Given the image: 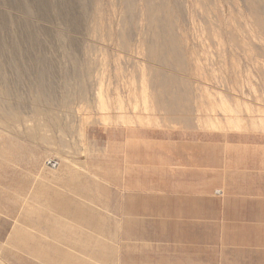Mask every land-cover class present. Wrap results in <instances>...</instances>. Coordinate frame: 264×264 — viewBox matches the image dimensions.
Returning a JSON list of instances; mask_svg holds the SVG:
<instances>
[{"label":"rangeland","instance_id":"rangeland-1","mask_svg":"<svg viewBox=\"0 0 264 264\" xmlns=\"http://www.w3.org/2000/svg\"><path fill=\"white\" fill-rule=\"evenodd\" d=\"M129 128L264 134V0H0V264H220L217 203L160 216Z\"/></svg>","mask_w":264,"mask_h":264},{"label":"crops","instance_id":"crops-1","mask_svg":"<svg viewBox=\"0 0 264 264\" xmlns=\"http://www.w3.org/2000/svg\"><path fill=\"white\" fill-rule=\"evenodd\" d=\"M124 131L111 142L122 148L120 156L127 160L126 166L145 173L146 182L140 183L138 189L156 191L160 216L162 209H168L176 216L196 221L189 215L190 207L204 208L216 202L221 222L220 264H264V134H177L138 128ZM47 162L45 170L49 174L60 170L59 163L55 162L52 169ZM141 173L135 176L137 181L142 178ZM54 179L57 184L63 183L61 176L60 183ZM199 222L209 220L205 217ZM202 248L212 252V247ZM179 250L185 249L173 247L170 253L177 255ZM188 259L186 264H194Z\"/></svg>","mask_w":264,"mask_h":264},{"label":"water","instance_id":"water-1","mask_svg":"<svg viewBox=\"0 0 264 264\" xmlns=\"http://www.w3.org/2000/svg\"><path fill=\"white\" fill-rule=\"evenodd\" d=\"M47 166H48L49 168L54 169V168L56 167V163H55L54 161H48V162H47Z\"/></svg>","mask_w":264,"mask_h":264}]
</instances>
